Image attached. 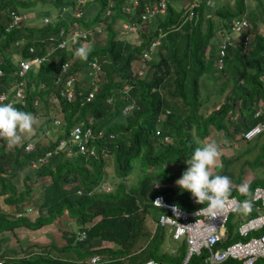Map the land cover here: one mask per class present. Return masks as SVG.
Listing matches in <instances>:
<instances>
[{
    "label": "trees",
    "instance_id": "trees-1",
    "mask_svg": "<svg viewBox=\"0 0 264 264\" xmlns=\"http://www.w3.org/2000/svg\"><path fill=\"white\" fill-rule=\"evenodd\" d=\"M152 1L138 0L136 15L132 19L135 18L140 24V33L144 38L132 45L117 35L114 27L116 18L129 19L125 10L128 0H0V66L6 71L0 76V91L6 90L8 93L3 100L5 103L11 101L13 91L10 89L16 82V76L10 70L16 68L17 61L9 54V48H15L23 57L29 58L44 54L50 42L49 36L57 37L62 27H85L93 32L87 38H79L74 46L56 48L49 59L42 63L32 64L24 75L26 84L23 98L12 102L20 110L34 113L35 98L42 99L47 105L48 96L56 94L64 119V133H59L53 141H49L47 147L37 144L29 152L24 151L29 138L13 149L0 143V195L5 194L10 204V210L6 213L0 211V231L11 230L10 234L20 241V231L22 235L25 234V228L38 229V233L32 235L31 239L35 235L42 236L39 231L45 230L48 223L51 224L59 217L68 216L79 225L74 230L68 228L61 231L65 244L59 248L52 243L43 246L45 250L35 251L33 244L39 243L32 242L19 255L9 250L0 252L1 264H90L88 259L94 253L110 255L111 258L104 264H139L147 258L162 260L167 264H181L187 248L186 241L170 239L173 243L169 246L173 244L175 254L162 250L169 229L155 225V222L158 214L166 209L153 205L152 197L163 194L169 201L177 202L185 209L207 202L186 203L180 198L181 192L172 196L173 191L160 189L156 186L153 169L159 171L165 164L189 158L196 147L208 142V136L211 139L212 128L221 130L220 138L227 135L235 142L240 139L246 142L242 134L257 121L264 119V31L254 23L257 9H260L264 22V0H257L256 7L248 10L245 0H222L220 3L217 0H210L209 3L207 0H187L185 3L183 0H168L165 13L157 14L148 24L153 30L150 33L146 31L145 24L141 23L139 13L143 11L145 3ZM109 2L113 3L111 12L105 15ZM36 3L54 6L52 12L57 14L62 12L64 6L69 9L66 18L46 23L42 20L41 11L35 8ZM22 6L34 9L36 16L22 21L20 28L7 31L9 11ZM71 10L80 15L76 16ZM190 10H193V16L188 19ZM242 16L247 19L248 29L235 34L231 29V19ZM105 20L106 39L104 42L96 41L99 36L96 29L102 27L101 22ZM228 33L231 34V44L225 47L224 65L219 68L216 64L218 42L211 43V40L219 36L222 40ZM153 35H160L159 48L163 52H157V59L151 61V75L140 77L137 72L132 73V64L145 51ZM245 35H248L247 44L244 42ZM18 39L20 44L17 45ZM32 45L33 52L29 50ZM81 46L91 49L87 60L74 55L75 50ZM94 58L106 60L103 63V82H100L96 96L82 104L79 99L68 102L61 98L58 93L61 83L57 86L53 83L61 62L72 59L74 63L70 71L75 73L82 66L87 67V61ZM33 65L37 67L33 68ZM205 74L218 82L214 86L217 88L205 90L206 86L201 83V77ZM77 80L84 92L89 90L90 83L81 84ZM40 82H44L45 87H40ZM124 83L129 86L127 92L124 88L121 90ZM203 91L205 94L201 96ZM110 94L113 100L108 104L106 97ZM131 102H138L140 108L124 113L123 106ZM259 106L261 113L254 117ZM165 107L170 111L165 114L160 130L156 133V117ZM234 110L236 114L231 115ZM47 118L48 115L46 121ZM80 122L91 123L95 130L103 127L123 133L112 140L102 136L91 138L88 146L93 153L90 154L76 153L77 145L73 146L71 154L66 150L52 154L33 170L35 175L26 173V189L19 194L22 196L27 192V195L23 198L16 195L12 178L29 166L32 158L67 137L69 129ZM128 131L130 133L126 136ZM164 134L170 136L169 141L163 138ZM255 138L253 143L247 141L244 152L256 151L252 158L246 159L248 164L253 165L256 175L244 182L240 174L234 176L231 172V194L239 197H247L255 185L264 184V173L258 174L264 172V130ZM108 155L112 158L114 172L122 180L139 160L143 173L138 182L127 187L122 180L116 181L114 173L109 176L105 171ZM229 158L232 157L224 160L225 166L230 164ZM8 164L12 169L7 168ZM225 171L227 173L229 170ZM107 181L111 182V187L101 188V183ZM245 185L248 193L242 195L238 189ZM6 187L9 190L5 191ZM189 196L190 193L185 197ZM28 204L39 210L34 219L26 215L14 216L15 212L25 211ZM97 215L100 218L93 221ZM87 222L92 224L86 227ZM152 222L153 225L149 227ZM82 230L86 232V237L80 240L78 234ZM95 238L109 241L113 245L91 248V241ZM240 238L235 226L228 220L226 235L220 245L225 246ZM139 240L140 243L135 245ZM52 249L72 252L77 260L55 257L50 254ZM205 254L203 249L199 254L192 255L187 264H205L202 262ZM217 264L242 263L228 258Z\"/></svg>",
    "mask_w": 264,
    "mask_h": 264
},
{
    "label": "built area",
    "instance_id": "built-area-1",
    "mask_svg": "<svg viewBox=\"0 0 264 264\" xmlns=\"http://www.w3.org/2000/svg\"><path fill=\"white\" fill-rule=\"evenodd\" d=\"M52 1V0H45ZM81 1V0H77ZM192 1V0H189ZM210 0H207L209 3ZM138 0H128V4L125 5V10L129 14L128 20H120V27L122 26L124 30L130 32H136L139 24L135 20L132 19L134 15H136V7ZM146 5L143 7V11L139 13L140 19L142 23L150 22L154 16L157 14H163L166 10V0H155L151 3H145ZM113 3L109 2L106 6L105 15H108L111 12V6ZM69 8L67 6L63 7L61 13H53V14H45L42 17L43 22H52L54 20L66 18V13ZM72 11V10H71ZM30 11L28 10H11L9 11V19L7 21L6 30L10 31L13 29L20 28V23L24 20H30ZM76 16L80 15L79 12H73ZM193 10H190L187 18H192ZM102 23V27L105 25ZM137 26V28H135ZM102 27H97V32L102 31ZM248 24L245 16L241 18H233L231 19V29L233 33L240 34L242 29L247 31ZM95 31V30H94ZM96 32V31H95ZM96 32V33H97ZM93 32L90 29L83 27H71L64 28L62 27L58 36H49V45L46 52L42 55L34 56V57H23L20 55L15 59L17 61L16 68L10 70V73L16 76V84L11 87L10 90L13 91V100H21L23 96V87L26 84V80L24 78L25 73L31 68L32 64H40L42 63L51 51L54 49V46L62 48L67 45L75 44L79 38H87ZM23 39V38H22ZM248 35H245L244 42L247 44ZM160 43V35L153 38L149 44L147 45V49L143 51L142 57L144 60L149 59L151 57L152 51L155 49L157 45ZM16 44H20V39L16 41ZM231 44V34L228 33L224 35L223 39L219 41V51L217 55L216 64L219 68H221L223 63V56L225 54V47ZM54 45V46H53ZM29 50L31 52L34 51V46H30ZM89 83L91 84V88L84 92L83 90H76L74 87L75 77L70 75H65L71 62L69 60H65L60 65V70L57 75L53 78V83L55 85H59V95L65 98L67 101H74L77 97L82 100V103L91 101L98 89L99 76L98 73L102 69L99 62L95 60H89ZM5 69L0 66V75L5 72ZM144 70H138V74H143ZM44 86L42 82L40 84ZM8 93L6 90L0 91V100L6 99ZM107 102L111 101V98L106 99ZM13 102L12 100L9 102ZM23 102V100H22ZM37 103V100H35ZM131 105L125 106L124 110H127ZM56 123H60V119L54 120ZM262 127H264V123H259L252 127L250 130L246 132V136L250 137L254 133L258 132ZM104 130L102 128L97 129L95 132L93 131V127L89 124L77 123L73 125L69 132V137L66 139H61L54 148L46 150L43 154L39 155L36 158H32L30 164L32 167H37L40 163L44 162L48 156L53 153H57L60 150L68 149L71 150V145L75 144L78 146L79 153L82 154H90L93 153V150L88 146V142L91 138L96 136H102ZM112 136V133L109 134ZM167 138V136H165ZM35 147L34 143L28 142L25 145V151L29 152L33 150ZM160 200V204L158 202L154 203L157 200ZM248 200L251 203L252 213H255L251 217H248L245 221L241 222L239 226L236 228V231L241 236V239L232 241L225 246H221L223 239L226 235V225L229 219V215L232 212L237 211L236 209L244 200ZM152 203L157 206H164L166 208H170V213L161 212L158 214L156 225L165 226L169 229L170 237H167V242L170 239L180 240L184 239L187 243L186 252L182 258L181 264H187L190 257L192 255L199 254L203 249H205L206 254L203 257V263L205 264H217L222 262L228 258L238 259L242 264H264V184L256 185L253 190H251L249 196L247 197H239L237 195H230L228 203L226 204L223 210L218 208H211L208 204L198 207H193L191 209H182L180 206L173 204L169 201H166V198L162 194H156L153 196ZM172 229V230H171ZM86 234L84 231H81L78 234V238L80 240L84 239ZM170 245V244H169ZM170 247V251L173 252L175 249L172 246ZM88 262L90 264H102L104 259L102 256L95 253L92 254ZM2 260L0 259V264ZM139 264H167L162 260L157 259H146Z\"/></svg>",
    "mask_w": 264,
    "mask_h": 264
},
{
    "label": "rangeland",
    "instance_id": "rangeland-1",
    "mask_svg": "<svg viewBox=\"0 0 264 264\" xmlns=\"http://www.w3.org/2000/svg\"><path fill=\"white\" fill-rule=\"evenodd\" d=\"M221 1L222 0H217V3L218 2L220 3ZM183 2L185 3V2H187V0H183ZM245 2H246L247 10L250 9V7L251 8L256 7V4H257L256 3L257 0H245ZM231 5L233 7V3ZM25 8H27V7L22 6L20 9L30 11L31 12L30 16L32 18L36 16V14L34 13V9H25ZM35 8H37L39 12L40 11H43V12H52L53 11V9L50 7L49 4H45V6H44V3H36ZM255 15H256V17H255L256 19H255L254 23L257 24L258 29H260L261 31H264V22L262 20V15L260 13V9H257V12ZM121 19L122 18L118 17V18H116V21H115L114 26L117 29V35H119L120 37H122L124 39H127L128 41L131 42L132 45L137 43L138 41H141V39L144 38L141 36V33H140V31L142 29L138 28L136 32L130 33L128 31L124 30V28L122 26L120 27L119 26L120 22H117V21H119ZM135 28H137V26ZM146 31L150 32V33L153 31L151 28V25H146ZM161 32L163 33V31H161ZM156 36L153 35L152 38H155ZM96 39H97L96 41H99V42L105 41V39H106L105 29L102 33L99 34L98 37H96ZM215 39L216 38L212 39L211 43H213V41L215 43H216V41L219 42L221 37L219 36L218 39H216V40ZM8 50L11 53H16L14 48H11V50L9 48ZM157 52H160V53L163 52V49L159 48V45L156 46L155 49L152 51V53L150 54L151 57L149 59L144 60L142 55H139L133 61L132 73L137 72V74H138V70L142 69V70H144L142 73H145V74H138L140 77H144V75L150 76L151 71H152L151 61H153L154 59H157ZM73 63H74V61H73ZM36 67H37L36 65H33V68H36ZM85 71H87V67L82 66L80 68V71H77L73 74H75L76 77H78V78L80 77V80L85 82L86 80H90L88 76L86 79L83 78L85 76V74H84ZM201 78H202L201 83L203 82V85L206 86L205 90L217 88L214 86H217L218 82H214L212 79L207 77L206 74L203 75ZM220 78H222V77H220ZM204 91L202 92L201 96H204V94H205ZM166 94L168 95L169 93L166 92ZM11 97L13 98L14 96L12 95ZM259 103L262 104V102H260V101H259ZM37 106L38 107L34 111L35 114H37L36 115L37 123L40 122L41 119H43L42 115L44 117H46V115H48L47 124H46V122H43L45 124L42 123L44 129L43 130L39 129V131L34 133V135L36 136V138H34V139H36V143L43 147L46 145V143L48 141H53L56 138V136L59 135V133L63 132V130H64V127H63L64 119L62 118L63 116L61 113V105L58 103V99L56 97L54 98L53 104L47 103V105H45L43 100L40 99V102L38 103ZM235 114H236V112L234 110L233 113H231V115H235ZM54 117L55 118L59 117L61 120V124H59V125L55 124L54 123V119H55ZM50 119H52V121ZM121 120H123V118ZM211 131H212L211 132L212 136H211V139H209L210 136L207 137L208 142H212V141L217 142L219 147H220V152H221V155L217 160V164L220 165V167H214L212 169V171L215 174L227 175L230 178H232V173L234 174V176H237L238 174H240L241 179H243L244 182L246 180L252 179L256 175V173H255L256 171L252 168L253 167L252 164H248L246 162V159L252 158L253 155L256 153V151L254 153L253 152H247V154H246L244 152V149L247 147V141L245 142L244 140L240 139L237 142H235L232 137L227 136V135H225L224 138H220L221 137V130H216V129L212 128ZM121 133H123V132H118V135L122 136ZM129 133H130V131L126 132L125 133L126 136ZM255 139L253 141H250V142H252V143L255 142ZM169 140H170V138H168L167 141H169ZM0 143L6 144V142L3 140V138H0ZM158 147H160V146L158 145ZM11 149H13V148H11ZM1 151H2V147H0V152ZM222 156H223V159L221 160ZM228 157H232V158L228 159L231 162L228 166H225L224 160ZM189 158L186 157L184 159V161H182L184 163H182V162H170L168 164H165V167H162L159 171H157L158 169H156V170L153 169V174L155 177L156 186H158L160 189L166 188V189L173 191L172 196H176L177 194H180V192H181L180 198L184 199L186 203H191V202L195 201V199L192 197L191 192L186 191V190H182L180 188V186H178L176 184V181L178 178H180L182 176V174H181L182 171H184L188 167V165L186 164V160ZM106 159H107V164L105 165V171L108 173V175L110 176L114 173L116 175V177H115L116 181L122 180L121 178H119L117 176L116 171L114 172V166H113L112 158L110 157V155H108L106 157ZM1 163H3V162H1ZM11 165H13V164L11 163ZM11 165L8 164L7 168L12 169ZM257 168H259V167H257ZM226 169L229 170L230 172L229 171H227V173H226V171L223 172ZM33 170L34 169L30 168L29 166H26V168L23 170V172H25V174L30 172L31 175H35ZM148 170H150V169H148ZM142 173H143V170L141 168V162L138 160L137 162L134 163L133 170L128 175H126L122 181L127 185V187H132L133 184H136L138 182V180H139L138 178ZM263 173L264 172H258L259 175H262ZM11 181H12V184L14 185V188L16 189V191L19 192L20 187L23 185L22 182L20 181V175H17L16 177L12 178ZM107 182L108 183H103V184L101 183V188L103 187L104 189H108L109 187H111L110 186L111 182H109V181H107ZM2 190H4V188H2ZM7 190H9L8 187H6L5 191H7ZM189 193H190V196L185 197ZM19 196H20V194H19ZM19 196L17 198H19ZM8 202H9V200H8V198H5V194H2V196L0 195V211L1 212L6 213L7 210H10L9 209L10 204ZM31 210H33V209H31ZM31 210L28 211V213H29L28 215L31 217H34L39 213V210L36 212H35V210H33V212H31ZM254 214L255 213H252V210L247 214H242L240 212H232L229 215V222L233 226H235V229H236L237 226L241 222L245 221L248 217H251ZM19 215H20V212H17V213L15 212L14 216L16 217ZM7 216L11 217L10 214H7ZM99 218H100V215H97L94 217L93 221H96ZM91 224H92V222H87L86 227L90 226ZM51 225L53 226V224L48 223V225L46 226V229H48V228L50 229L49 232H46V229L39 231L42 234V236L41 235H35L33 239H31L32 235H34L35 233H38V229L37 230H31V229L25 228V230H24L25 234H22V235H21V231H20V241H18L16 239L15 235H13V234H10L12 241H10V239H8L9 236H7V235L1 236L0 235V248H2V249L6 248L4 250L0 249V252L9 250V251H14L15 254H17V255L22 254L24 252V250L27 249L28 245L31 244L32 240L35 243H39L38 245L33 247V249L35 251L45 250L43 248V246H49L50 244L52 245V243L54 244V246L56 248H59L61 244H65V239L61 235V231L66 230L68 228H71L74 230L78 227L79 224L74 222V219H72L68 216H65V217H59V218H57V220H54V226L53 227H50ZM152 225H153V222L149 225V227H151ZM20 229L22 230L24 228H20ZM48 233H49V236H47ZM168 236H170L169 231H168V235L166 236V238ZM36 237H42V238H40V240H38L39 238H36ZM91 242H92L90 245L91 248L103 247V246L107 247V246L113 245V243H110L109 241L100 240V239H96V238L93 239ZM139 243H140V240L135 245H137ZM171 243H173L172 240L168 241L166 243V245H169V244L171 245ZM172 247H174L173 244H172ZM164 249H165V247H164ZM52 250H53L52 255H54L55 257H63L65 259H69V260H72V259L77 260V257L74 256V254L72 252L54 251V249H52ZM101 256H102V259H104V260L111 258L109 254H101Z\"/></svg>",
    "mask_w": 264,
    "mask_h": 264
},
{
    "label": "clouds",
    "instance_id": "clouds-1",
    "mask_svg": "<svg viewBox=\"0 0 264 264\" xmlns=\"http://www.w3.org/2000/svg\"><path fill=\"white\" fill-rule=\"evenodd\" d=\"M155 1V0H154ZM152 1V2H154ZM167 2L168 0H166V9H167ZM207 2V1H206ZM15 10H23V9H20V8H17ZM166 11V10H165ZM165 13V12H164ZM163 13V14H164ZM155 17V16H154ZM153 17V18H154ZM188 19H191V18H188ZM124 20V19H123ZM136 20V19H135ZM153 20V19H152ZM151 20V21H152ZM150 21V22H151ZM117 22H120L117 21ZM116 22V23H117ZM150 22H146L144 23L145 27L146 25H148V23ZM105 25H106V20L104 21ZM142 23V21H141ZM139 24V23H138ZM105 25L102 27V31L99 32V33H96V34H100L104 31V27ZM115 25V24H114ZM120 25V23H119ZM115 27V26H114ZM85 28V27H83ZM140 28V24H139V27ZM248 29V28H247ZM127 31V30H126ZM130 32V31H128ZM131 33V32H130ZM79 40L76 41V43L78 42ZM75 44H71V45H67V46H74L76 45ZM149 43H147L148 45ZM219 44V42H218ZM18 45V44H17ZM147 45L145 46V49H147ZM160 45V43H159ZM54 46V45H53ZM66 46V47H67ZM158 46V45H157ZM56 48H60L57 46V43H56V46H54V49L51 51V53L49 54V56L47 57V59L50 57V55L56 50ZM63 48V47H62ZM15 49V48H14ZM15 52H19L17 50H15ZM91 52V49L90 48H85L84 46H81L79 47L78 49L75 50L74 52V55L78 58H81L83 60H87L88 58V55L90 54ZM16 53H10L12 58L16 59L17 58V55ZM143 53V52H142ZM22 56V55H21ZM46 60V59H45ZM44 60V61H45ZM66 60H69L71 62V65L69 67V70L68 72L65 74V75H70L72 74L74 77H75V82H74V87L76 90H83L81 85H79V82L77 80L78 77H76L75 74H73L70 70L73 66V60L72 59H66ZM89 60H95L97 62L100 63L102 69L100 70V72L98 73V76H99V85H100V82L102 83L103 82V78H102V74L104 73V69H103V63L106 61V60H99L98 58H94V59H89ZM88 60V61H89ZM147 60V59H146ZM88 61H87V71H85V76L83 77L84 79L87 78L88 76V71L90 69L89 67V64H88ZM62 63V62H61ZM61 65V64H60ZM2 67V66H1ZM4 68V67H3ZM5 71V70H4ZM6 72V71H5ZM4 73V72H3ZM2 73V74H3ZM1 74V75H2ZM145 74V73H143ZM0 75V76H1ZM89 77V76H88ZM80 80V77L78 78ZM81 81V80H80ZM42 83V82H40ZM44 83V82H43ZM84 83H88L89 84V80H86L85 82L81 81V84H84ZM16 84V82H15ZM14 84V85H15ZM0 85H1V82H0ZM40 87H42L41 85H39ZM57 86V85H56ZM61 86V85H60ZM78 86V87H77ZM45 87V83H44V86ZM90 88H91V84H90ZM89 88V89H90ZM123 88L124 90L127 92V90L129 89V86L124 83L123 84V87H121V90L123 91ZM25 89V86L23 87V95H24V90ZM87 92V91H86ZM58 93H59V86H58ZM96 96V95H95ZM57 98L58 99V103L60 104L59 102V97L55 94V95H51V96H48V103L50 104L52 102V104L54 103V98ZM61 97V96H60ZM111 98V101L110 102H107L108 104H111L112 103V100H113V97H112V94L108 95L106 97L107 98ZM23 98V96H22ZM21 98V99H22ZM63 98V97H61ZM65 99V98H64ZM76 99H79L81 104H82V100L77 97ZM75 99V100H76ZM12 100V98H11ZM35 100H37V103H35ZM66 100V99H65ZM74 100V101H75ZM14 101V100H12ZM67 101V100H66ZM10 101H8V103H5L3 102L2 100H0V138H3V140L6 142V145L7 147L9 148H13V147H17V146H21L22 142L27 139L29 137L30 134L33 133L34 131V127L37 125V118H36V115H35V112L34 113H31V112H28V111H23V110H20L19 108H17L16 106H14L11 103H9ZM40 102V99L38 98H35L34 99V105H35V108H37L38 106V103ZM70 102V101H68ZM72 102V101H71ZM260 104V103H259ZM128 105H131V107H129L127 110H124L125 106H128ZM261 105V104H260ZM140 108V104H138V102L134 103V102H131V103H126L123 108H122V111L124 113L128 112V111H131V110H137ZM169 108L168 107H165L159 114L158 116L156 117V133L159 132L160 130V127H161V123L162 121L165 119V114L166 113H169ZM259 113H261V107L259 106L254 114V117H256V115H258ZM261 115V114H260ZM59 117H56L55 119H58ZM54 119V120H55ZM60 119V118H59ZM55 124H58L54 121ZM80 123H83V124H89L93 127V125L91 123H84V122H80ZM259 123H264V119L262 120H259L257 121L255 124H253L251 127H249L241 136L246 139L247 141H251L253 140L257 135H259L263 130H264V127H262L258 132L254 133L252 136L250 137H247L246 136V132L248 130H250L252 127H254L255 125L259 124ZM61 124V122L59 123ZM58 124V125H59ZM99 128H102L104 130V133L102 135V137L104 139H115L116 137H118V132H114L113 130H110L108 128H103V127H99ZM97 128V129H99ZM71 129V128H70ZM70 129L68 131V134L66 135L67 137H65L64 139L68 138L69 137V132H70ZM96 129V130H97ZM93 127V131L95 132L96 131ZM64 133V132H63ZM112 133V136H109V134ZM105 135V136H104ZM165 136H167V138H165ZM96 137H101V136H96ZM163 138L165 140H168L169 138V135L168 134H164L163 135ZM63 139V138H61ZM60 139V140H61ZM59 140V141H60ZM58 141V143H59ZM28 143V142H27ZM33 143V141H32ZM58 143H56L55 145H57ZM26 145V144H25ZM25 145H24V151H25ZM35 145V143H34ZM55 145L53 146V148L55 147ZM75 144L71 145V150L69 151L68 149H63V150H60L59 152L61 151H64L66 150L68 154H71L72 153V148ZM35 148V147H34ZM48 149H52L51 147L50 148H46L45 150H43L42 153L38 154L37 157L41 154H43L46 150ZM34 150V149H33ZM32 151V150H31ZM26 152V151H25ZM58 153V152H57ZM76 153H79L78 149L76 151ZM54 154V153H53ZM82 154V153H80ZM52 155V154H51ZM50 155V156H51ZM221 155V152H220V147L218 145L217 142L215 141H212V142H206V143H203L201 144L200 146L196 147L195 148V151L191 154L190 158L186 160V164L188 165V167L184 170L182 176L180 178L177 179L176 181V184L178 186H180V188L182 190H186V191H189L191 192L192 194V197L195 199V202L196 203H199V204H204L205 202H207L206 204H208L211 208H218V209H221L223 210L226 206V204L228 203V200H229V197L230 195H236V194H231V191H232V188H231V185H232V181H231V178L228 177L227 175H220V174H215L212 169L214 167H220V165L217 164V160L218 158L220 157ZM47 157V159H49V157ZM46 159V160H47ZM223 159V156L221 158V160ZM45 160V161H46ZM31 161V160H30ZM44 161V162H45ZM43 163V162H42ZM41 164V163H40ZM31 166V164H29ZM39 166V165H38ZM37 166V167H38ZM32 167V166H31ZM35 167V168H37ZM33 169H35L34 167H32ZM257 185H260V184H257ZM256 186V185H255ZM254 186V187H255ZM253 187V188H254ZM253 188L251 190H253ZM239 192L242 194V195H246L248 193V187L245 185V186H242L240 187L239 189ZM251 192V191H250ZM249 192V194H250ZM248 194V196H249ZM163 195V194H162ZM164 196V195H163ZM238 196V195H237ZM166 198V196H164ZM153 199V197H152ZM152 201V200H151ZM166 201H169L167 198H166ZM158 202L160 204V200L158 199L157 201H155L154 203ZM173 204H176L178 206H180L177 202H174V201H169ZM154 203H152L153 205H155ZM204 204V205H206ZM157 206V205H155ZM200 206H203V205H200ZM164 207V206H163ZM198 207V206H197ZM166 210L165 211H162V212H168L170 213V208H166L164 207ZM180 208L182 209H185L183 207L180 206ZM31 208H27L25 209V212L26 211H29ZM237 211L235 212H240L242 214H247L251 211V203L250 201H248L247 199L244 200L243 202L240 203V205L238 206V208L236 209ZM161 213V212H160ZM159 213V214H160ZM23 213L20 212V215H22ZM19 215V216H20ZM229 220V219H228ZM157 221V220H156ZM155 225H156V222H155ZM239 226V225H238ZM237 226V227H238ZM226 228H227V225H226ZM227 230V229H226ZM84 231V230H82ZM236 231V229H235ZM85 232V231H84ZM238 233V232H237ZM86 234V232H85ZM170 237V236H168ZM241 237V236H240ZM241 239V238H240ZM167 243V242H166ZM164 248H162L163 251H170V247L169 245H165ZM95 254V253H94ZM99 254V253H97ZM101 255V254H99ZM149 259V258H147ZM154 259V258H152ZM108 259L104 260V262H102V264H104ZM146 260V259H144ZM142 260V261H144ZM158 260V259H157ZM238 260V259H237ZM141 261V262H142ZM140 263V262H139ZM166 263V262H165Z\"/></svg>",
    "mask_w": 264,
    "mask_h": 264
},
{
    "label": "crops",
    "instance_id": "crops-1",
    "mask_svg": "<svg viewBox=\"0 0 264 264\" xmlns=\"http://www.w3.org/2000/svg\"><path fill=\"white\" fill-rule=\"evenodd\" d=\"M44 6H45V4H44ZM51 7V6H50ZM52 9L54 8V6H52L51 7ZM41 13H42V16L43 15H45V14H53L54 12H43V11H41ZM16 55L17 56H19L20 57V52H17L16 53ZM50 104H52V102L50 103ZM35 115H37V114H35ZM42 118L43 119H41L40 120V122H38L37 123V125L34 127V131H33V133L32 134H30L29 135V140H28V142H32L33 141V143H35V147L37 146V143H36V139H34V138H36V136L34 135V133L35 132H37V131H39V129H41V127L43 128V122H46V124H47V121L45 120V117L42 115ZM43 123V124H42ZM45 127V126H44ZM30 138H32V139H30ZM49 142V141H48ZM48 142L46 143V145H45V147H47L48 146ZM33 151V150H32ZM29 167L30 168H32L30 165H29ZM26 168V167H25ZM24 168V169H25ZM23 169V170H24ZM33 169V168H32ZM23 170L20 172V181L22 182V186L20 187V191L19 192H21V191H24L26 188H25V180L27 179V177L25 176L26 174H25V172H23ZM29 174H31L30 172H29ZM16 177V176H15ZM19 192L18 191H16V195L17 194H19ZM27 195V192H24L23 194H22V196H21V193H20V198H23L24 196H26ZM5 206V205H4ZM31 208V209H33V210H35V207H32L30 204H28V206H27V208ZM26 208V209H27ZM30 209V210H31ZM29 210V211H30ZM33 210H31V212H33ZM36 211H38V210H35V212ZM21 213H23L22 215H26L29 219H34L36 216H34V217H31V216H29L28 214V211H23V212H21ZM51 224H53V226H54V220H53V222L51 223ZM49 229V228H48ZM50 230V229H49ZM49 230H47V232H49ZM10 233H11V230H2V231H0V235L1 236H5V235H7V236H9V238L8 239H10V241H12V238L10 237ZM36 238H39L38 240H40V238L41 237H36ZM33 242V240L31 241V243ZM223 242V241H222ZM33 244V243H32ZM33 245H35L36 246V244H33ZM186 245H187V243H186ZM28 246H30V245H28ZM174 249H175V247H173ZM1 250H4V249H6V248H4V249H2V248H0ZM171 254H175L176 253V249L173 251V252H170ZM51 255H52V252L50 253ZM202 262H203V259H202Z\"/></svg>",
    "mask_w": 264,
    "mask_h": 264
}]
</instances>
